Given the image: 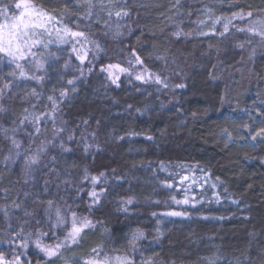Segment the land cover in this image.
Returning <instances> with one entry per match:
<instances>
[{
    "label": "trees",
    "instance_id": "trees-1",
    "mask_svg": "<svg viewBox=\"0 0 264 264\" xmlns=\"http://www.w3.org/2000/svg\"><path fill=\"white\" fill-rule=\"evenodd\" d=\"M31 2L84 37L51 39L27 78L0 62L2 262L264 264V50L233 86L214 24L264 0ZM73 213L89 227L48 256L37 241H65Z\"/></svg>",
    "mask_w": 264,
    "mask_h": 264
},
{
    "label": "snow or ice",
    "instance_id": "snow-or-ice-1",
    "mask_svg": "<svg viewBox=\"0 0 264 264\" xmlns=\"http://www.w3.org/2000/svg\"><path fill=\"white\" fill-rule=\"evenodd\" d=\"M91 7V5H89ZM15 10H18V14L13 11L11 16L8 15V12L11 10L8 6L0 8V16H3V22H0V52L6 54L7 56L12 58V61L16 60H23L27 56L32 55L35 56V53L31 51L33 47L38 45H43V47H48V44L52 43L53 41L49 39L47 43L43 40L39 39L38 37L48 33L51 35L49 28L54 23L58 24L59 20L57 17L50 15L49 13L38 9L31 0H18L17 3L14 5ZM127 13H125L126 15ZM111 15V13H109ZM117 16H120L121 13L117 12ZM249 15H251L249 13ZM227 30V26H225ZM56 33L57 40L65 41L66 37H84V33L82 32H73L71 29L67 27H57L54 29ZM264 35V32L261 33ZM83 59V57H80ZM137 63H142L139 60V57H136ZM17 68L20 69V76L26 77V73L23 70V67L20 64L16 65ZM36 67L42 68L43 64L37 62ZM119 67L118 65H110L109 68ZM120 71H126L125 69L121 68ZM27 78V77H26ZM31 79H40L39 77H30ZM136 79L140 80L143 79L141 75H137ZM156 82L160 83V78H156ZM69 84H72V81H68ZM113 83H115V79H113ZM64 95V93H62ZM51 100L52 98L49 97ZM27 118V117H26ZM34 119L39 120V117H35ZM15 143V141H13ZM35 157H33L32 162H35ZM93 182L97 180L96 177H93ZM93 196L95 193L92 194ZM187 203V201H185ZM171 215H179V213H171ZM57 216V224L62 225L65 223L64 217L60 215L59 210L56 212ZM90 221L86 218L83 220H79L76 217V214H72V226L71 230L69 231L65 241L58 242L55 245V248L49 246H42L37 241V247L41 248V251H44L48 256H55L57 255L58 250L71 240L72 243H76L78 237L80 236L81 232L89 227ZM143 234L137 233L133 234L132 241L135 242L139 239ZM115 260L117 264H132V262L127 257H116ZM3 261V257L0 256V262ZM17 264L19 262L17 261ZM86 264H110V258L105 257L102 262L97 260H90L86 262Z\"/></svg>",
    "mask_w": 264,
    "mask_h": 264
},
{
    "label": "rangeland",
    "instance_id": "rangeland-1",
    "mask_svg": "<svg viewBox=\"0 0 264 264\" xmlns=\"http://www.w3.org/2000/svg\"><path fill=\"white\" fill-rule=\"evenodd\" d=\"M18 0L10 2L7 6L11 9L8 12V15L11 16L13 11L18 14V10H15L14 5ZM250 13V12H249ZM241 12L236 13L231 16L219 17L215 20L214 24H216V31H219L221 35H223L225 41L229 43L231 50L234 52V64L231 67H236V75L235 82L233 86H244L248 87L254 80L255 75L250 71V63L253 56L257 55L260 50H264V35H261L264 32V12L259 13H250ZM0 22H3V16H0ZM227 26V30L225 29ZM56 26H50L49 31L51 35L45 33L44 35L38 37L43 40L45 43L49 39L57 40L56 33L54 29ZM48 36V40L47 37ZM58 41V40H57ZM45 48L43 45H38L33 47L31 51L35 53V56L29 55L23 60L12 61V58L7 56L6 54L0 52V62H4L9 65L14 71H18L20 73V69L16 67L17 64H20L23 67V70L28 72L29 70H34L38 72L36 67V63L39 62L41 64L46 63L47 59L51 56L50 49H41ZM239 61L238 64L235 62ZM44 66V65H43ZM233 69V68H231ZM109 72L111 75L118 74V69L116 67L109 68ZM171 74V72H169ZM231 76V75H230ZM170 77V76H168ZM185 178V175L182 177ZM180 181L178 180V183ZM197 186V185H196ZM201 186H197V191L200 190ZM184 192V191H183ZM185 196V193H184ZM190 199L188 196L182 198L180 204L177 208H169V205L165 206L163 210V214L171 215V213H179V215L173 216H182L186 213L182 212V209L185 207L183 205H190L188 202ZM187 201V203H185ZM0 264H16L15 262H0ZM86 264V263H85Z\"/></svg>",
    "mask_w": 264,
    "mask_h": 264
}]
</instances>
